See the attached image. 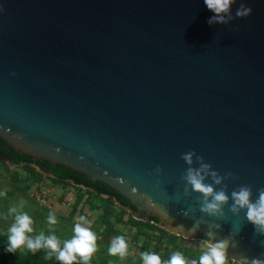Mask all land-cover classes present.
I'll return each mask as SVG.
<instances>
[{
	"label": "water",
	"instance_id": "obj_1",
	"mask_svg": "<svg viewBox=\"0 0 264 264\" xmlns=\"http://www.w3.org/2000/svg\"><path fill=\"white\" fill-rule=\"evenodd\" d=\"M214 15L204 0H0V158L264 259L231 210L234 191L264 190V0ZM189 169L228 196L216 215Z\"/></svg>",
	"mask_w": 264,
	"mask_h": 264
},
{
	"label": "rangeland",
	"instance_id": "obj_2",
	"mask_svg": "<svg viewBox=\"0 0 264 264\" xmlns=\"http://www.w3.org/2000/svg\"><path fill=\"white\" fill-rule=\"evenodd\" d=\"M33 175L22 166L13 165L6 160L0 161V192L6 193L0 197V251H5L7 230L21 211L27 212L34 221L32 225L34 231L28 235L35 238L41 232L45 236L54 234L60 239L61 249L64 240L72 238L77 217L86 216L97 235V250L92 254L88 264H143L141 258L143 252H155L164 261L177 251L191 261L198 260L202 252L207 250V242L199 237L175 233L157 223L153 225L151 221L136 229L129 223L130 212L125 208L124 213L120 212L118 205L108 199L105 200L104 196L101 199L86 196L83 190L68 182L54 181L44 173L38 177ZM42 195L45 198L44 202ZM22 200L24 203L21 207ZM12 207L17 208V212H10L9 209ZM50 211L54 212L58 219V223L53 226L47 223ZM135 219L147 221L139 217ZM156 226L163 229L162 236ZM116 236H124L129 242V254L123 259L118 255H110L108 251L111 241ZM39 250L46 253L51 251L46 248ZM27 251L29 250L24 248L17 250V253L21 255ZM53 255L56 256V253ZM73 264L84 262L77 256Z\"/></svg>",
	"mask_w": 264,
	"mask_h": 264
},
{
	"label": "clouds",
	"instance_id": "obj_3",
	"mask_svg": "<svg viewBox=\"0 0 264 264\" xmlns=\"http://www.w3.org/2000/svg\"><path fill=\"white\" fill-rule=\"evenodd\" d=\"M234 0H204V3L209 10L213 11L216 15L209 19V23L213 21L223 22L224 17L221 13H227L230 5ZM250 9L241 8L237 11L238 16H246L250 13ZM193 153L189 152L184 155V159L191 163ZM209 165H202L203 171H206ZM215 175V173H213ZM187 182L192 186L194 191L200 192L204 195V200L201 206V211L210 215H216L224 202L228 200V196L223 191L215 192L213 187L205 184L204 176L201 171L189 169L185 177ZM219 179L216 183H219ZM5 192H0V197L5 196ZM212 196L211 201L208 197ZM251 190L249 187L244 186L239 191L232 193L234 204L232 211L238 213L240 209H246V219L254 225L258 234L264 235V190H261L259 197L255 202L251 199ZM24 201H21V207ZM10 212H17V208L12 207ZM33 218L27 212H19L15 216V222L7 230V246L6 252L16 253L17 250L26 248L31 253L41 248L50 249L46 259H51L53 253H56V259L61 264H73L77 256L88 264L93 253L96 252L97 235L91 228V221L86 216L77 217V222L73 228V236L71 239L64 240L63 248H60V239L56 235L45 236L43 232L35 236V238L28 235L34 231L32 225ZM47 223L50 226L56 225L58 219L54 212H49L47 216ZM228 247L229 241L220 240L212 243L210 240L206 244V251H203L199 259L188 261L185 256L177 251L172 253L168 260L162 261L161 256L155 252H143L141 258L143 264H227L228 261ZM110 255H118L121 259L129 254V242L124 236H116L110 244L108 249ZM239 264H264V259L251 258L244 256L240 259Z\"/></svg>",
	"mask_w": 264,
	"mask_h": 264
},
{
	"label": "trees",
	"instance_id": "obj_4",
	"mask_svg": "<svg viewBox=\"0 0 264 264\" xmlns=\"http://www.w3.org/2000/svg\"><path fill=\"white\" fill-rule=\"evenodd\" d=\"M0 161H3V159L0 158ZM11 164H13V163H11ZM13 165L22 166L26 171H28L31 174H34L33 176H35V177H38L41 174L32 165H29V164H13ZM48 177L54 181H57V182H62V183L68 182L71 185L75 186L77 189L83 190L85 192V194H87V196L91 195V196L98 197L100 199L103 198L102 195H100V194H98V193H96V192H94V191H92L86 187H83V186H80V185L75 184L73 182H70L68 180H65V179H62L59 177H55V176H48ZM36 179H38V178H36ZM104 199L106 200L107 198H104ZM109 201H111V200H109ZM90 206L93 207V204H91ZM118 207H119V211L124 213V208H122L119 205H118ZM128 217H129L128 218L129 223L131 225H134V227L136 229L140 228V227L142 228V226H144L145 224H147L149 222V220H147V221L137 220V219L133 218L131 215H128ZM152 223H153V225L156 224L155 222H152ZM156 228H158L161 231L160 234L162 236L163 235L162 234L163 229L159 228L158 226H156ZM199 239L205 240L203 238H199ZM0 240H1V238H0ZM47 254L48 253H46L42 250H37L35 252V254L31 253L30 251H27L26 253H23L21 255H19L17 252L16 253H9L6 251H0V264H61V262L55 258L56 257L55 255H52L51 259H46L45 257L47 256Z\"/></svg>",
	"mask_w": 264,
	"mask_h": 264
},
{
	"label": "built area",
	"instance_id": "obj_5",
	"mask_svg": "<svg viewBox=\"0 0 264 264\" xmlns=\"http://www.w3.org/2000/svg\"><path fill=\"white\" fill-rule=\"evenodd\" d=\"M43 196L44 195H42V197H41L42 198V202L45 201V198ZM86 196H87V194H86ZM37 198H38V196H37ZM44 205H45V203H44ZM227 264H239V262L235 261L234 259H232L231 257L228 256Z\"/></svg>",
	"mask_w": 264,
	"mask_h": 264
}]
</instances>
